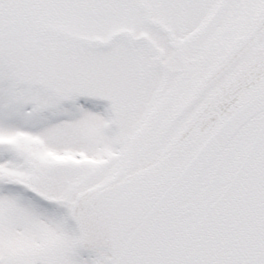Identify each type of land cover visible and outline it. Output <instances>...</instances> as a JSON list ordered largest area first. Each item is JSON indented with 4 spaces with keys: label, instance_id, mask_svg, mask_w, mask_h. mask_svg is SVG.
I'll return each mask as SVG.
<instances>
[{
    "label": "snow or ice",
    "instance_id": "1",
    "mask_svg": "<svg viewBox=\"0 0 264 264\" xmlns=\"http://www.w3.org/2000/svg\"><path fill=\"white\" fill-rule=\"evenodd\" d=\"M0 264H264V0H0Z\"/></svg>",
    "mask_w": 264,
    "mask_h": 264
}]
</instances>
